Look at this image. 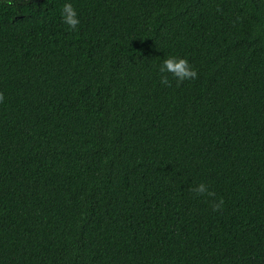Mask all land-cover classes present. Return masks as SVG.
Returning a JSON list of instances; mask_svg holds the SVG:
<instances>
[{"label":"trees","instance_id":"16d2710c","mask_svg":"<svg viewBox=\"0 0 264 264\" xmlns=\"http://www.w3.org/2000/svg\"><path fill=\"white\" fill-rule=\"evenodd\" d=\"M0 264H264V0H0Z\"/></svg>","mask_w":264,"mask_h":264},{"label":"clouds","instance_id":"9594fccd","mask_svg":"<svg viewBox=\"0 0 264 264\" xmlns=\"http://www.w3.org/2000/svg\"><path fill=\"white\" fill-rule=\"evenodd\" d=\"M61 22L70 30H77L80 23L77 10L71 2H65L60 11ZM160 75V83L164 86H171L169 74L177 84L186 80H195L197 78L196 69L190 64L186 58L173 55H164L158 66ZM189 191L195 197H214L215 193L211 191L206 183L200 182L191 186ZM224 201L222 198L213 200L211 208L213 212L220 211Z\"/></svg>","mask_w":264,"mask_h":264}]
</instances>
